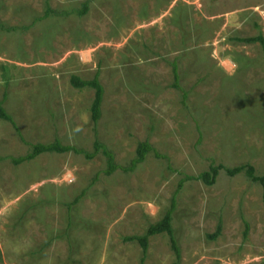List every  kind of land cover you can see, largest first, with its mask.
Masks as SVG:
<instances>
[{
    "label": "rangeland",
    "instance_id": "1",
    "mask_svg": "<svg viewBox=\"0 0 264 264\" xmlns=\"http://www.w3.org/2000/svg\"><path fill=\"white\" fill-rule=\"evenodd\" d=\"M50 4L60 15L36 21L46 0H0V101L7 92L6 108L27 143L59 138L92 152L99 139L126 168L148 141L167 159L151 153L134 173L102 175L72 208L107 168L103 155L44 154L21 166L5 160L0 264H264V185L245 174L221 171L212 187L186 182L173 222L180 262L166 235L150 239L145 262L140 245L124 241L163 218L186 177L212 165H252L264 176V46L238 41L264 39V0ZM175 62L186 102L174 87ZM97 73L105 101L95 128V92L75 89L71 78ZM30 150L0 120V157ZM221 219L223 231L211 240ZM88 231L97 232L93 242ZM25 242L21 257L7 254L8 243L19 250ZM99 249L105 259L93 257Z\"/></svg>",
    "mask_w": 264,
    "mask_h": 264
},
{
    "label": "trees",
    "instance_id": "2",
    "mask_svg": "<svg viewBox=\"0 0 264 264\" xmlns=\"http://www.w3.org/2000/svg\"><path fill=\"white\" fill-rule=\"evenodd\" d=\"M88 9H89V3L86 2L84 4V9L79 12V15L85 16L88 13ZM54 15H60V13L55 11L51 7L50 0H46L45 14L43 17L37 19L36 21L48 19ZM7 30L15 31L16 29L9 28ZM238 41L242 43H246V44L261 42L262 45L264 46V39L260 37L240 39ZM173 72H174V77H175L174 87L182 92L184 102H186L189 97V92L185 91L180 85L181 77L179 73V67L176 62L173 64ZM71 85L77 90L91 89L95 92L94 100L91 106V117H92L93 124L96 128L99 125L103 117V105L105 101V88L103 84L101 83L100 73H97L93 80H84L81 77L74 75L71 78ZM6 102H7V95L4 97L2 101H0V120L10 123L14 127L18 135L20 136V139L22 140V142L28 145L31 150L25 156H21L17 158L16 157L0 158V164L1 162L5 160H10L15 166H21L27 162L34 161L35 159H37L38 157L44 154H54V153L56 154L75 153L77 155L85 156L87 160H93L100 155H103L106 158L107 168L99 172L93 179L91 185L86 190H84L81 193V195H79L73 201V203L68 205L71 208L79 204L81 200H83L84 197H86L88 191L93 186H95L96 183L99 182V179L102 175L111 177L119 170L123 171L124 173H134L141 164L146 162L148 156L151 153H154L156 157L159 159L166 158L165 156L160 155L148 141L139 144L138 149H137L136 158L132 161L130 167H126V168L120 167L117 164L115 154L111 150H109V148H107V146L104 143H102L99 139L95 141L94 149L92 152L86 151L84 149L76 148L75 146L65 145L59 138H55L53 142H50L47 144H42V143L29 144L23 137L22 131L19 128V125L17 121L15 120L14 116H12L8 112L6 108ZM221 171H225V173L231 178L237 177L241 174H245L252 182L260 183L264 185V176H258L256 174L255 168L252 165H243V166H239L233 169L225 168L223 166L212 165L208 171L202 173L198 177H186L184 180L180 181L178 189L176 190L172 198L171 206L165 212L163 218L156 224L151 225L144 235H141V236L136 235L132 237H126L124 239L126 243L136 242L140 245V247L142 248V252H143V262H145L148 256L150 239L158 235H166L169 238L171 249L176 256L177 261L178 262L181 261L182 252H181V248L179 246V242L176 237V231L173 226L174 216H175V213L178 207L179 195L181 194L186 182L188 181L196 180L199 182H203L205 185L209 187L214 186L218 181ZM245 225H246V230L244 233V238L245 240H247L249 230H250V225L248 223H245ZM222 231H223V221L221 219L219 221L215 234L209 236V238L211 240L218 239ZM51 243L52 241L47 243L45 248L49 247Z\"/></svg>",
    "mask_w": 264,
    "mask_h": 264
},
{
    "label": "crops",
    "instance_id": "3",
    "mask_svg": "<svg viewBox=\"0 0 264 264\" xmlns=\"http://www.w3.org/2000/svg\"><path fill=\"white\" fill-rule=\"evenodd\" d=\"M5 95H8V93L6 92L5 93ZM2 101V100H1ZM7 103V102H6ZM9 157H11V156H9ZM9 157H0V158H9ZM3 162H5V161H3ZM2 163V162H1ZM0 166H1V164H0ZM85 234V233H84ZM165 236V235H164ZM88 238H91V241L93 242L95 239H97V232H95V231H91V232H89L88 231V233L87 234H85V240H87ZM89 240V239H88ZM150 243H151V241H150ZM32 244H33V242H32ZM92 244V247L94 248V243H91ZM7 246H9V251L7 252V254H11V253H17V257H21L24 253H25V251H26V248H25V246H26V242H25V244H23V245H20V249L19 250H17L16 248H15V246L12 248V246L8 243V245ZM11 247V248H10ZM6 248V247H5ZM14 249V250H13ZM95 249V248H94ZM6 250H8L7 248H6ZM93 251V250H92ZM91 251V252H92ZM101 253V250L99 249L98 250V252H95L94 254V258H96V259H105V257L103 256H101L102 254H100ZM98 254V255H97ZM98 257V258H97Z\"/></svg>",
    "mask_w": 264,
    "mask_h": 264
}]
</instances>
